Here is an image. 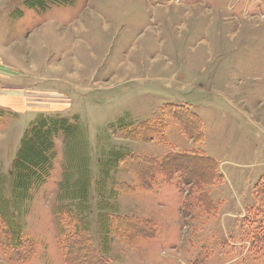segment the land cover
Masks as SVG:
<instances>
[{
	"label": "rangeland",
	"instance_id": "374dc122",
	"mask_svg": "<svg viewBox=\"0 0 264 264\" xmlns=\"http://www.w3.org/2000/svg\"><path fill=\"white\" fill-rule=\"evenodd\" d=\"M28 1L0 0V206L36 242L26 264H64L61 206L111 264H264L250 249V208L221 218L233 190L253 187L255 170L264 176V0ZM174 111L189 116L183 129ZM189 113L202 120L203 141L189 139ZM39 117L69 124L52 131L53 168L41 184L13 166ZM191 148L225 160L210 207L194 217L182 215L173 183L147 189L120 160ZM221 167L240 178L225 182ZM81 175L83 198L72 193ZM121 216L154 221L157 237L128 239ZM0 264H13L1 250Z\"/></svg>",
	"mask_w": 264,
	"mask_h": 264
},
{
	"label": "trees",
	"instance_id": "16d2710c",
	"mask_svg": "<svg viewBox=\"0 0 264 264\" xmlns=\"http://www.w3.org/2000/svg\"><path fill=\"white\" fill-rule=\"evenodd\" d=\"M66 0H29L27 3L31 7L44 9L50 3H64ZM178 109H176L177 111ZM184 110V109H183ZM178 116L184 118L177 123L181 129L187 126L185 118H189L187 113L176 112ZM190 116L194 119L196 125H193L195 136L189 135L192 141L200 139L203 141L204 132L202 130V120L197 115ZM1 116V115H0ZM190 117V118H191ZM58 120V119H57ZM61 120H52L46 117H39L35 123L25 132L21 141L19 152L17 153L13 166L22 171L21 178L25 182H36L41 184L50 177L53 168L52 131L64 129ZM193 124V123H192ZM69 124L63 125L67 126ZM151 124L149 125V127ZM198 142V141H195ZM29 153L24 154L25 151ZM24 154L26 157L18 156ZM127 155L129 157H127ZM126 156V157H125ZM123 163L132 164L131 171L138 174L142 185L147 189H152L155 185L173 183L182 194L181 213L184 217H194L195 210H199L205 204V209L210 207L211 199L209 197L208 186L214 185L219 177L217 162L202 149L171 150L161 157H152L148 155L137 156L133 152L120 156ZM135 168V169H134ZM18 175V176H19ZM16 177L15 188H19ZM85 176L81 175L75 183L77 191L72 192L80 198L89 194L84 186ZM80 179V180H79ZM79 184V186H78ZM82 186V187H81ZM254 202L250 207L252 227L250 231V249L256 256L264 255V176L260 177L253 185ZM75 196V197H76ZM7 203V199H4ZM58 226L59 239L58 245L61 249L64 264H111L104 253L99 252L94 245L88 228L81 224V220L75 212L68 207L58 208ZM116 227L121 234L127 235L132 241L152 240L158 235V226L152 220L147 224L137 218L117 217ZM36 249V242L32 238L23 237L19 230L14 215L7 208L0 206V250L6 255L7 259L13 264H26L30 261Z\"/></svg>",
	"mask_w": 264,
	"mask_h": 264
},
{
	"label": "crops",
	"instance_id": "0c3cea01",
	"mask_svg": "<svg viewBox=\"0 0 264 264\" xmlns=\"http://www.w3.org/2000/svg\"><path fill=\"white\" fill-rule=\"evenodd\" d=\"M213 158H215V157H213ZM217 162L220 166L221 164H223L225 162V160L220 161V162L217 160ZM229 162H232V161L229 160ZM223 171L224 170L221 167L220 172L223 173L225 182H228L229 184H232L231 182H233V180H235L236 176L238 177V179L241 176L240 171H237V170H235V171L232 170V172L230 174H227L226 172L224 173ZM255 174H257V176L255 177V179L253 181L258 180L260 178V176L262 175V171H256L255 170ZM248 177L249 178L247 179V181L250 182V180L252 178L250 176H248ZM253 181H251V182H253ZM249 187L250 188H247L246 190H243V191L240 189L233 190L235 192L237 191L234 194V201H236V202L234 204L229 205L228 210L221 212V218H223V220L226 217H230V218L238 217L240 219L245 217L244 215L246 214V212L248 211V209L252 206V204L254 202V196H253V192H252L253 189H252V186H249ZM231 203H233V201ZM232 224H233V222H232ZM243 226H244V224H243Z\"/></svg>",
	"mask_w": 264,
	"mask_h": 264
}]
</instances>
